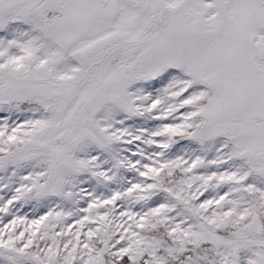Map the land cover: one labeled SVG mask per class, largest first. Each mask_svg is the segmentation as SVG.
I'll return each instance as SVG.
<instances>
[{"label": "snow or ice", "instance_id": "obj_1", "mask_svg": "<svg viewBox=\"0 0 264 264\" xmlns=\"http://www.w3.org/2000/svg\"><path fill=\"white\" fill-rule=\"evenodd\" d=\"M0 264H264V0H0Z\"/></svg>", "mask_w": 264, "mask_h": 264}]
</instances>
